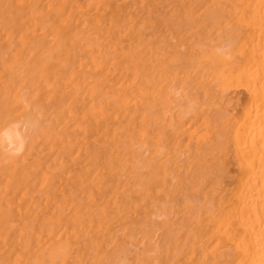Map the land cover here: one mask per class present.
Returning a JSON list of instances; mask_svg holds the SVG:
<instances>
[{
  "label": "bare ground",
  "instance_id": "1",
  "mask_svg": "<svg viewBox=\"0 0 264 264\" xmlns=\"http://www.w3.org/2000/svg\"><path fill=\"white\" fill-rule=\"evenodd\" d=\"M0 264H264V0H0Z\"/></svg>",
  "mask_w": 264,
  "mask_h": 264
}]
</instances>
